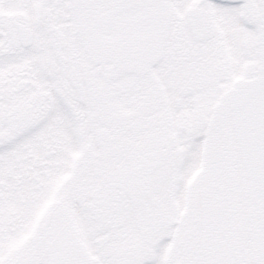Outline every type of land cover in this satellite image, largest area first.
<instances>
[{
    "label": "snow or ice",
    "instance_id": "1",
    "mask_svg": "<svg viewBox=\"0 0 264 264\" xmlns=\"http://www.w3.org/2000/svg\"><path fill=\"white\" fill-rule=\"evenodd\" d=\"M0 264H264V0H0Z\"/></svg>",
    "mask_w": 264,
    "mask_h": 264
}]
</instances>
